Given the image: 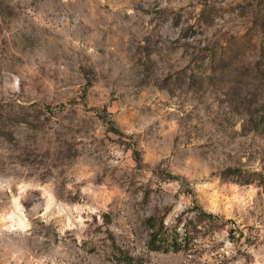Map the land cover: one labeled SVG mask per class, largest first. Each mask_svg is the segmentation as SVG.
I'll return each mask as SVG.
<instances>
[{"label": "rangeland", "instance_id": "374dc122", "mask_svg": "<svg viewBox=\"0 0 264 264\" xmlns=\"http://www.w3.org/2000/svg\"><path fill=\"white\" fill-rule=\"evenodd\" d=\"M0 264H264V0H0Z\"/></svg>", "mask_w": 264, "mask_h": 264}, {"label": "trees", "instance_id": "16d2710c", "mask_svg": "<svg viewBox=\"0 0 264 264\" xmlns=\"http://www.w3.org/2000/svg\"><path fill=\"white\" fill-rule=\"evenodd\" d=\"M205 216H207V218H208L209 220H213V219H214V217L211 216V215H205Z\"/></svg>", "mask_w": 264, "mask_h": 264}]
</instances>
